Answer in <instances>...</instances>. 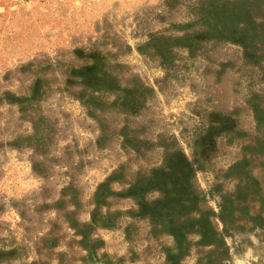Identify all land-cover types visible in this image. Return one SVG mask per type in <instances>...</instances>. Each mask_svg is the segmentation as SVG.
<instances>
[{
    "label": "rangeland",
    "instance_id": "1",
    "mask_svg": "<svg viewBox=\"0 0 264 264\" xmlns=\"http://www.w3.org/2000/svg\"><path fill=\"white\" fill-rule=\"evenodd\" d=\"M0 264H264V0H0Z\"/></svg>",
    "mask_w": 264,
    "mask_h": 264
}]
</instances>
